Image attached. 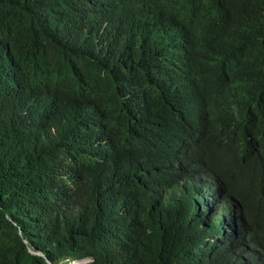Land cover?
<instances>
[{
	"label": "trees",
	"instance_id": "16d2710c",
	"mask_svg": "<svg viewBox=\"0 0 264 264\" xmlns=\"http://www.w3.org/2000/svg\"><path fill=\"white\" fill-rule=\"evenodd\" d=\"M84 258L264 264V0H0V264Z\"/></svg>",
	"mask_w": 264,
	"mask_h": 264
},
{
	"label": "rangeland",
	"instance_id": "374dc122",
	"mask_svg": "<svg viewBox=\"0 0 264 264\" xmlns=\"http://www.w3.org/2000/svg\"><path fill=\"white\" fill-rule=\"evenodd\" d=\"M87 259L83 260V261H73V262H70V263H67V264H80L82 262H85Z\"/></svg>",
	"mask_w": 264,
	"mask_h": 264
},
{
	"label": "clouds",
	"instance_id": "9594fccd",
	"mask_svg": "<svg viewBox=\"0 0 264 264\" xmlns=\"http://www.w3.org/2000/svg\"><path fill=\"white\" fill-rule=\"evenodd\" d=\"M85 259H87L85 262H87V261H89V258H84V259H82V260H75V261H83V260H85ZM71 262H73V261H71ZM70 263V262H69ZM84 263V262H83Z\"/></svg>",
	"mask_w": 264,
	"mask_h": 264
},
{
	"label": "water",
	"instance_id": "95a60500",
	"mask_svg": "<svg viewBox=\"0 0 264 264\" xmlns=\"http://www.w3.org/2000/svg\"><path fill=\"white\" fill-rule=\"evenodd\" d=\"M48 261V260H47ZM49 262V261H48Z\"/></svg>",
	"mask_w": 264,
	"mask_h": 264
}]
</instances>
